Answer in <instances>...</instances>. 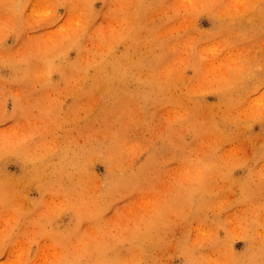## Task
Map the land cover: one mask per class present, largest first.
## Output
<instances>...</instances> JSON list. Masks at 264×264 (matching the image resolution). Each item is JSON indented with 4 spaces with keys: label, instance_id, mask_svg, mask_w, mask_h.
<instances>
[{
    "label": "rangeland",
    "instance_id": "1",
    "mask_svg": "<svg viewBox=\"0 0 264 264\" xmlns=\"http://www.w3.org/2000/svg\"><path fill=\"white\" fill-rule=\"evenodd\" d=\"M0 264H264V0H0Z\"/></svg>",
    "mask_w": 264,
    "mask_h": 264
},
{
    "label": "bare ground",
    "instance_id": "2",
    "mask_svg": "<svg viewBox=\"0 0 264 264\" xmlns=\"http://www.w3.org/2000/svg\"><path fill=\"white\" fill-rule=\"evenodd\" d=\"M119 63V62H118ZM126 64V63H125ZM106 83V82H105Z\"/></svg>",
    "mask_w": 264,
    "mask_h": 264
}]
</instances>
